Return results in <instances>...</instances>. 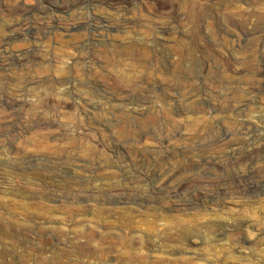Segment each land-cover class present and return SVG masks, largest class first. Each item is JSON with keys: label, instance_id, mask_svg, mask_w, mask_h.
Listing matches in <instances>:
<instances>
[{"label": "rangeland", "instance_id": "1", "mask_svg": "<svg viewBox=\"0 0 264 264\" xmlns=\"http://www.w3.org/2000/svg\"><path fill=\"white\" fill-rule=\"evenodd\" d=\"M0 264H264V0H0Z\"/></svg>", "mask_w": 264, "mask_h": 264}, {"label": "bare ground", "instance_id": "2", "mask_svg": "<svg viewBox=\"0 0 264 264\" xmlns=\"http://www.w3.org/2000/svg\"><path fill=\"white\" fill-rule=\"evenodd\" d=\"M166 2V1H165ZM105 4V3H104ZM165 5V4H164ZM107 7H108V5H107ZM113 7V6H112ZM156 7V6H155ZM105 8V7H104ZM111 8V7H110ZM49 9V8H48ZM44 10H45V8H44ZM163 11H164V9H162ZM157 11V10H156ZM159 11V10H158ZM121 15H123V14H121ZM115 16V15H114ZM133 16V15H132ZM151 16V15H150ZM186 16H187V14H186ZM192 16V15H191ZM117 17V16H116ZM123 18H124V16H123ZM133 19V18H132ZM118 23H119V21H118ZM126 23V22H125ZM129 24V23H128ZM140 24V23H139ZM18 25H20V24H18ZM22 27V26H21ZM24 27V26H23ZM164 27H166L165 26V24H164ZM125 28V27H124ZM128 28V27H127ZM26 29V28H25ZM166 29V28H165ZM121 30V29H120ZM127 30V29H126ZM141 30V29H140ZM118 31V30H117ZM142 31V30H141ZM15 32V31H14ZM120 32V31H119ZM126 32V31H125ZM120 34V33H119ZM129 34V33H128ZM144 34V33H143ZM116 37V36H115ZM121 37V36H120ZM157 39V38H156ZM151 41H150V39H148V38H136V37H134V38H132V37H130V36H125V37H123L122 39H121V43L120 44H122V45H118V47H116L117 49H120L119 47L121 46L123 49H124V53H127V54H129V53H134V54H136V56H138V61L139 60H142V61H145V63L147 62L148 63V61L150 62V59H151V50L152 49H150V47L151 46H149V43H150ZM154 42H156V41H154ZM154 42H153V44H154ZM159 42V41H158ZM70 44H71V42H70ZM65 45V44H64ZM69 45V44H68ZM67 45V46H68ZM72 45V44H71ZM74 46V45H73ZM76 46V45H75ZM157 46H159V45H157ZM77 47V46H76ZM75 47V48H76ZM112 47V46H111ZM153 47V46H152ZM114 47H112V49H113ZM116 49V50H117ZM161 49V48H160ZM159 49V50H160ZM77 50V49H76ZM68 51V50H67ZM67 51H66V53H67ZM72 51V50H71ZM120 50H118V52H119ZM74 52V51H73ZM117 52V51H116ZM72 53V52H71ZM120 53V52H119ZM154 53V52H153ZM69 54V53H68ZM161 54V55H160ZM157 53V56L161 59V60H163L164 61V56H163V54L162 53ZM71 55V54H70ZM160 55V56H159ZM171 55V54H170ZM134 56V55H133ZM151 56V57H150ZM71 57V56H70ZM167 57V56H166ZM65 58V57H64ZM156 58V57H155ZM166 59V58H165ZM181 59V58H180ZM141 61V62H142ZM162 61V62H163ZM156 61H154V63H155ZM167 63H169V62H167ZM179 63H181V62H179ZM183 63V62H182ZM172 64V63H171ZM147 65V64H146ZM153 65H155V64H153ZM143 66V65H142ZM148 66H150V65H148ZM159 66V65H158ZM145 67H147V66H145ZM144 67V68H145ZM160 67H162V63L160 64ZM150 69V68H149ZM153 70V69H152ZM159 70H160V68H159ZM129 100V99H128ZM133 101H134V99H133ZM127 102V101H126ZM169 171V170H168ZM172 171V170H171ZM167 174V173H166ZM173 174V173H172ZM161 179H163V177H161ZM166 179V178H165ZM170 179V178H169ZM166 181H167V179H166ZM175 190V189H174ZM178 192V191H177ZM171 193V192H170ZM174 193V192H173ZM173 197V196H172ZM171 199V198H170ZM171 202V201H170ZM173 202V201H172ZM172 206V205H171Z\"/></svg>", "mask_w": 264, "mask_h": 264}]
</instances>
